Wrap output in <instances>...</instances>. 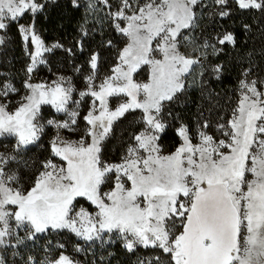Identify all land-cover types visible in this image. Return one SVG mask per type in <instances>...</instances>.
<instances>
[{
	"label": "snow or ice",
	"instance_id": "snow-or-ice-1",
	"mask_svg": "<svg viewBox=\"0 0 264 264\" xmlns=\"http://www.w3.org/2000/svg\"><path fill=\"white\" fill-rule=\"evenodd\" d=\"M215 3L222 6L221 17L229 15V0ZM232 3L237 10L264 14V0ZM72 5L79 8V0ZM98 5L113 7L110 0H88L87 9L99 10ZM201 6L202 0H119L115 11L106 14L128 43L99 85L93 82L94 73L85 78L86 87L78 93L81 100L92 98L83 116L85 134L67 141L57 133L50 142V157L41 162L28 188L20 184L18 173L6 170L16 157L0 153V246L16 248L51 233L67 232L86 243H107L104 236L114 235L128 252L142 246L159 253L140 264H264V80H248L251 69H245L236 105L229 118L221 117L224 122L217 123L216 133L207 131L208 121L198 124L195 137L178 123L179 144L174 152L161 154V136L172 127L165 115H172L168 105L185 91L186 75L200 63L180 46L190 41L185 30L197 26L195 9ZM44 7L39 0H0V30ZM18 30L25 41L30 37L35 50L27 53V94L14 111H8L4 101L19 90L0 77V136L15 138L14 151L40 139L45 127L41 105L67 113L65 123L49 119L46 124L68 129L79 116L70 102L80 103L74 100L70 80L51 86L30 82L35 66L45 63L43 54L62 46L45 47L31 25L19 24ZM217 42L235 41L226 33ZM209 46L208 41L202 45ZM97 61V54H91L92 70ZM144 66L149 68L147 81L138 82L135 75ZM212 71L219 74L221 66ZM112 97L120 101L115 108L110 107ZM137 111L141 130L133 133L119 162L105 160L104 142L114 123ZM81 199L88 207L79 205ZM48 247L65 245L49 241ZM75 251L82 247L77 244ZM26 264H35L34 258L28 257ZM41 264L79 262L60 251Z\"/></svg>",
	"mask_w": 264,
	"mask_h": 264
},
{
	"label": "trees",
	"instance_id": "trees-1",
	"mask_svg": "<svg viewBox=\"0 0 264 264\" xmlns=\"http://www.w3.org/2000/svg\"><path fill=\"white\" fill-rule=\"evenodd\" d=\"M44 5L45 7L35 16L34 25L44 43H57L63 47L62 51L49 57L54 68L70 73L77 83L75 77L77 67L87 72L90 55L95 53L98 56V73L102 76L108 75L116 63L118 49H114V46L120 35L111 27L107 15L91 14L85 8L74 7L72 2L67 0ZM233 5L228 8L229 15L224 17L219 15L220 11L213 8L215 5L212 6V0H203L202 6L195 9L197 26L191 31H186L190 41L182 43L180 50L200 60V63L193 65L185 79V91L175 102L168 105L172 115L167 116V113L165 115L172 127L166 130L159 141L165 153L173 152L179 144L175 134L176 124L187 125L194 137L198 124H203L204 121H208L212 129L216 128L218 122H224L221 117L226 120L231 116L232 108L239 97L237 93L239 82L245 78L242 75L244 70L251 69L247 79L257 72L264 73V14L255 9L237 10ZM102 9L106 10L104 6ZM30 20L31 17L27 14L18 22L10 23L6 29L5 40L0 46V73L10 74L17 87H22L28 64L18 25L28 24ZM226 33H231L235 42L218 44L217 37ZM205 41L210 45L207 48L202 47ZM69 45L72 46L70 53L66 51ZM211 45H215L216 51ZM119 46L117 45L118 48ZM217 65L221 66L219 74L212 71ZM139 115V111L126 114L114 124L110 138L104 142L105 160L109 162L120 160L126 146L131 142L133 133L141 130L137 120ZM77 126H86L82 116ZM26 155L37 161L29 166V173H33L30 179L32 181L38 172L34 170L38 162L48 159L51 155L49 141L44 139L28 150ZM49 241L53 246L63 243L65 247L49 248ZM77 244L82 247L79 253L75 251ZM90 245L76 241L66 232L51 233L42 236L32 245H25L24 248L3 251L2 259L4 264H26L28 257L31 256L35 264H41L42 261H47L63 251L81 264H140V261L148 257L151 249L138 248L134 252H128L125 248H96V245Z\"/></svg>",
	"mask_w": 264,
	"mask_h": 264
},
{
	"label": "rangeland",
	"instance_id": "rangeland-1",
	"mask_svg": "<svg viewBox=\"0 0 264 264\" xmlns=\"http://www.w3.org/2000/svg\"><path fill=\"white\" fill-rule=\"evenodd\" d=\"M56 1H61V0H39V2L41 4H46V3H50V2H56ZM67 1L72 2V0H67ZM110 2L113 5V7L111 9L105 7L106 10H104V9H102V7H103L102 5H98L99 10H96V9H87L88 0H79L80 7L85 8L91 14L93 13V14H104V15L107 14L109 11H115V6L118 4L119 0H110ZM231 2H232V0H229L228 8L233 5V3H231ZM213 4L216 6V7L215 6L213 7L214 9H216L218 11L221 10L222 6L219 4H216L215 0H212V6H213ZM230 4H232V5H230ZM233 6H235V5H233ZM228 8L226 9L227 11H228ZM38 13H36L34 16H33V14L28 13V15L31 17V20L28 24H25V26L31 25L33 27L35 34L39 36V38L41 39V41L43 42L45 47L53 48L54 45H59L57 43L46 44L42 40L39 32L37 31V29L35 28V25H34V18ZM108 22L111 24V20H109ZM6 23H8V22H6ZM6 29L7 28L0 30V41H2V42H0V46L2 45L3 41L5 40ZM185 31H188V30H185ZM116 33L118 35H120L118 32H116ZM20 34H21V37L23 39L22 33H20ZM23 42L25 45L26 54L29 51L35 50V46L32 45L30 42V37H29L28 41H25L23 39ZM115 43H116V45L114 46V49H118V54H119V50L122 49L123 47H125V45L128 43V41H127V38L120 35V39H117L115 41ZM117 45H120L119 48L117 47ZM68 48L72 49V46L69 45ZM62 50H63V47H54L51 52H45L43 54V56L41 57L42 59L45 60V63L44 64H37L35 66L33 73H31V75H30V82L31 83H43V84L51 86L54 81L60 82L61 80H64V81L70 80L72 86L75 89V91L73 93L74 100L80 101L78 106L72 102H70V106H69L70 109H75L77 112H79V116L77 117V124L71 125L70 128H68V129L57 128L55 125H51V126L47 125L46 121L49 119H52V120L57 121L59 123H65L66 121L69 120V117H68L67 113L57 112L54 108L51 107V105H41V112H40L41 120H40V122L42 124H44L45 127H44V132L41 134L40 139L38 141H36L34 144L28 145L24 148L16 149L14 151V148L16 145L15 138L12 136H8V135L0 136V153L5 154V155L10 154V155H14L16 157V159L14 161L10 162L6 166V170L18 173L19 178H20V184L24 188H28L31 186L32 181H30V179H31V174L33 175V173H29V171H30L29 166H30V164H32V162H34V163L37 162L36 160L28 158L26 155V152L28 150H30L32 147H35L36 145H38V143H40L44 139L48 140L50 143L53 140V138L57 136V133H59L60 137H62L64 140H67V141L79 140L80 137L85 134V129L87 127V126H85V127H78L77 126L79 118L82 116V119H83V116L87 114V112L90 110V108L92 106V98L91 97H85L83 100H81L79 97V94H78L80 91H83L86 87L85 78L94 73L95 78H94L93 82L96 85H99L104 80V78L106 76L111 74V70H110V73L108 75L102 76L101 74L98 73V68L95 70H92L89 66V63H88V71L87 72L80 69L79 66L77 67L78 69H80V71H78V69H77V71H75V77L77 79V83H76L74 80V76H72L70 73H68L62 69L57 70V67L54 68V66L52 65V62L49 61V57L51 55H53L54 53H56L58 51H62ZM0 57H1V55H0ZM27 57H28V64H27V66H28L31 62V59H30V56L28 54H27ZM77 60H79V59H77ZM48 61H49V63H48ZM116 63H117V59H116ZM72 71H73V69H72ZM148 74H149V68L147 66H144L142 68V70H140L138 72V74L135 75V79L138 82H146L147 78H148ZM189 74L186 75V78L188 77ZM0 77L6 79L7 81H10L11 83H13L14 86L19 90V94H13V95H11V98L9 100L4 101V103L8 105V111H10V112L14 111V109L20 103L21 97L24 96L25 94H27L28 90L25 89L23 85H24L25 80H29V74H27V73L25 74L24 80L22 83V87H17L16 83L14 82V78H12L10 76V74L0 73ZM78 80H79V84H78ZM248 80H258V81L264 80V73L257 72L253 75V77L250 76L248 78ZM258 87H259V85H258ZM237 93L239 96V89H238ZM109 101H110V107H112V108H115L117 106V104L120 102L119 99L116 97L109 98ZM96 106H97V108L99 107L98 102H96ZM197 130H198V128H197ZM207 131L210 133H216V128L212 129L211 127H209V129ZM193 142H196L195 139ZM161 154L162 155H168L170 153H165L161 148ZM42 161H44V160H42ZM119 161H117V162H119ZM41 162H38L39 165L37 164L36 168L34 170H38V171L40 170ZM37 166H39V167L37 168ZM249 178H251V177H249ZM79 205H84L85 207H88L87 202L83 199H81L79 201ZM79 205H78V207H79ZM89 210L91 211L92 209L89 208ZM18 234L22 238L25 236L24 232H19ZM68 234H70V233H68ZM44 235H46V234H41V237ZM70 235L76 241L82 242L86 245H90V244L96 245V248H103V247H106V248H124L123 242L121 240L117 239L114 235H105L104 236V240L109 241L107 243H103L99 240L95 241L94 243H92V242L86 243L83 240H80L77 237H75L73 234H70ZM11 243L14 244L15 240L13 239L11 241ZM33 243H34L33 241H25L24 244H22L16 248H20V247L24 248L25 245H32ZM11 248H13V247H11V246H8V247L0 246V258H2L3 251H6V250L11 249ZM139 248H144V247L141 246ZM158 254L159 253L156 250L150 249V252L147 254L148 257H146L144 261L145 262L150 261ZM74 260L77 261L76 259H74ZM79 264H81V263L79 262Z\"/></svg>",
	"mask_w": 264,
	"mask_h": 264
}]
</instances>
